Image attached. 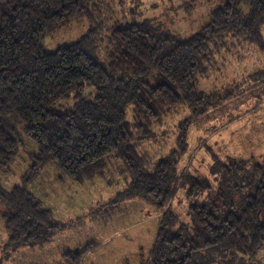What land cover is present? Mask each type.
I'll list each match as a JSON object with an SVG mask.
<instances>
[{"label":"trees","instance_id":"1","mask_svg":"<svg viewBox=\"0 0 264 264\" xmlns=\"http://www.w3.org/2000/svg\"><path fill=\"white\" fill-rule=\"evenodd\" d=\"M216 1L208 24L187 38L150 19L116 23L102 60L103 25L91 11L94 0H0V173L12 172L23 132L34 143L28 156L33 164L22 183L11 190L0 184L9 233L4 253L44 246L66 227L29 189L48 163L84 184L105 178L108 160L115 157L130 179L115 202L141 198L162 213L143 264L259 263L264 256V161L217 159L211 168L214 182L178 170L190 126L218 101L234 97L231 87L199 89L198 76L206 72L212 45L242 36L264 52V0ZM80 19L91 24L81 38L55 50L46 47L49 36ZM64 101L73 103L56 111ZM180 107L190 115L179 124L177 149L158 160L141 154V142ZM180 188H186L188 199L205 195L190 205L189 223L172 209ZM93 249L88 245L65 258L80 264Z\"/></svg>","mask_w":264,"mask_h":264},{"label":"rangeland","instance_id":"2","mask_svg":"<svg viewBox=\"0 0 264 264\" xmlns=\"http://www.w3.org/2000/svg\"><path fill=\"white\" fill-rule=\"evenodd\" d=\"M217 6L216 0H94L91 11L97 23L103 25L100 58L105 60L108 56L109 38L116 23L150 19L165 31L187 38L208 24L210 13ZM90 25L88 19L76 20L49 36L46 47L55 50L73 43ZM212 48L206 72L198 76L199 89L209 93L231 87L234 97L218 101L208 115L190 126L188 150L179 156L178 170L182 175L191 173L214 182L211 168L217 159L264 161V52L244 37L233 35ZM72 103L64 101L55 110L68 109ZM189 115L184 107L176 109L163 126L155 127L151 139L141 142L139 152L158 160L176 150L179 124ZM129 116L132 118V114ZM22 137L23 146L12 172L0 173V184L7 190L20 185L25 171L33 164L28 156L34 151V143L24 132ZM108 164L105 178L84 184L73 182L53 163L43 168L29 189L66 226L44 246H23L4 253L9 233L2 219L4 208L0 206V264H70L65 254L88 245L95 249L86 253L80 264H143L162 213L141 198L115 202L117 195L128 189L130 179L122 174V163L117 158L110 157ZM204 197L188 199L186 188H180L172 209L180 221L189 223L190 205L202 202ZM258 262L264 264V256Z\"/></svg>","mask_w":264,"mask_h":264}]
</instances>
